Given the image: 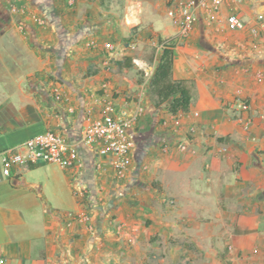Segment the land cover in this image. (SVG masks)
<instances>
[{"label":"crops","instance_id":"crops-1","mask_svg":"<svg viewBox=\"0 0 264 264\" xmlns=\"http://www.w3.org/2000/svg\"><path fill=\"white\" fill-rule=\"evenodd\" d=\"M170 3L0 0V152L51 130L84 161L24 164L4 178V264H264V31L225 22L236 8L264 14V0L228 1L214 21L200 8L186 36L163 19ZM162 40L174 48V79L189 83L187 112L150 93ZM238 97L250 102L249 130L228 107ZM107 104L144 108L122 178L82 142Z\"/></svg>","mask_w":264,"mask_h":264},{"label":"built area","instance_id":"built-area-1","mask_svg":"<svg viewBox=\"0 0 264 264\" xmlns=\"http://www.w3.org/2000/svg\"><path fill=\"white\" fill-rule=\"evenodd\" d=\"M76 1L68 0V3L72 6ZM228 1L236 5L243 2V0H171L167 15L173 26L178 28V35L186 36L198 21L200 8L207 12L211 21H214L218 19V13ZM10 8L13 13L24 11L16 3H12ZM35 20L42 21L40 18H35ZM225 22L229 29H247L255 37L264 31V14L262 13L248 18L240 9L236 8L227 15ZM165 45H171V42L162 40L158 47L163 49ZM130 47L135 49L137 44L132 43ZM106 48L112 50L114 46L108 43ZM134 63L144 70V65L140 64L138 60H134ZM55 97L58 100L63 98V93L58 87L55 89ZM231 106L238 110L237 118L243 124L244 129L249 130L252 122L246 119L243 114L250 111V102L238 97L233 104H228V107ZM143 111L144 108L134 112L118 110L114 104H107L102 116L90 119L83 130L82 142L84 145L97 150V156L101 158L97 164L99 168L103 166L102 160L109 158V164L116 177L122 178L128 173L134 163V153L138 147V141L130 134V131L138 124ZM175 124H180L179 119L175 120ZM179 147L186 149L187 145L180 142ZM38 162L57 163L63 168L83 166L84 164L77 148L72 146L63 135L47 130L32 136L21 145L0 152V184L5 177L12 175L14 167ZM79 218L82 222L89 223L91 221L89 213H81ZM4 263L5 260L0 259V264Z\"/></svg>","mask_w":264,"mask_h":264},{"label":"trees","instance_id":"trees-1","mask_svg":"<svg viewBox=\"0 0 264 264\" xmlns=\"http://www.w3.org/2000/svg\"><path fill=\"white\" fill-rule=\"evenodd\" d=\"M126 63V62H125ZM122 61H117L118 66H129ZM174 48L165 45L161 51V58L150 82V93L158 98L160 103H165L169 112L178 114L187 112L192 101V93L186 80L173 77Z\"/></svg>","mask_w":264,"mask_h":264},{"label":"rangeland","instance_id":"rangeland-1","mask_svg":"<svg viewBox=\"0 0 264 264\" xmlns=\"http://www.w3.org/2000/svg\"><path fill=\"white\" fill-rule=\"evenodd\" d=\"M163 19H164V21L166 22L167 25H170V26L173 25V23H172V21H171V19L169 18L168 15H166ZM2 96H4V91H3V89L0 86V98H2Z\"/></svg>","mask_w":264,"mask_h":264}]
</instances>
